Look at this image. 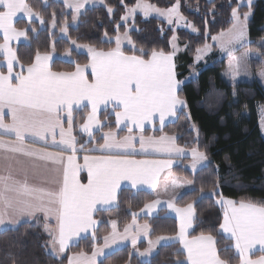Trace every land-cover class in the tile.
Instances as JSON below:
<instances>
[{"label": "snow or ice", "instance_id": "1", "mask_svg": "<svg viewBox=\"0 0 264 264\" xmlns=\"http://www.w3.org/2000/svg\"><path fill=\"white\" fill-rule=\"evenodd\" d=\"M100 2L103 3V0ZM86 3L89 0H64L65 6L75 13L73 20L77 19ZM244 4L245 0H240V4L232 9L233 24L228 30L230 39L227 44L220 45L231 57L229 68L233 79L239 74L240 60L233 54L235 49L228 45L244 46L242 42L246 36L250 15V12H245L241 16L239 9ZM246 5L250 9L252 0H246ZM125 7L126 15L122 17L125 21L129 17L134 18L137 11L142 12L145 17L155 12L164 16L169 24L175 22L179 25L185 21L179 10V0L166 11L145 3L144 0H138L134 7ZM108 12L112 13L111 7ZM20 13L29 22L36 17L41 24L44 23L39 13L34 12L26 0H0V33H3V43H0V53L3 54V63H0V157L4 161L3 171H0V226L17 223L19 219L33 217L37 213H43L46 220L54 217L55 230H50L46 224L45 231L51 237L49 243L53 252L63 254L70 243L90 230L93 241L96 240L98 222L93 218L94 213L111 210L110 206L115 204L122 182H129L133 189H139L143 185L155 189L160 173L170 169L173 164L170 158L131 159L130 156L136 152V138L129 135L118 139L115 133L107 132L102 137L103 143L90 150L100 154H84L81 165L78 162V152H84L87 143L92 142L93 126L100 128L98 113L101 106H104L105 111L111 106L117 126L130 122L143 132L145 123L154 125L157 121L160 131H163L165 121L176 117L177 112L187 105L178 95L180 81L176 78L173 62L175 53H165L162 50H152L149 53L141 48L138 54L126 55L121 50L123 40L135 50V45L127 33L123 37L116 35V47L107 52L98 51L88 45H78L73 40L72 43L77 48H87L90 57V62L83 66L76 63L75 71L53 72L49 63L51 55L37 52L34 62L26 67L25 73V66L11 45L13 41L21 38L27 40L29 30L35 29H18L15 26L14 20ZM187 26L197 31L191 24ZM52 27H56L55 16ZM61 31L67 34V26L61 28ZM224 35L222 32L220 36H213L212 39L220 41ZM173 47L178 50L175 45ZM209 47L205 45L203 49H197V59ZM65 55L69 53L66 52ZM17 66L20 68L18 72L15 71ZM5 68L6 72L3 70ZM81 105L85 108L90 106L91 109L87 122L81 125V130L89 136V141L78 145L77 138L73 135L72 114ZM9 118L10 122H6ZM125 127H128L127 123ZM128 132H133V128L128 127ZM37 140L43 142L45 147L33 148L31 144ZM49 141L55 151L48 150ZM139 145L142 152L151 148L154 152L164 153L169 157L173 153L185 157L188 155L183 148L176 146L175 137L161 136L154 139L141 135ZM65 153L69 154L65 156ZM21 157L33 162L42 161L45 168L60 171L62 180L58 182V187L47 188L31 184L27 173L23 178L15 175V166L23 163ZM191 159V168L195 172L197 165L207 160V155L193 147ZM85 169L87 183H82L79 176ZM171 183L176 188L182 187L175 179ZM160 203L157 199L145 204L144 210L151 214ZM166 203L179 217L178 234L175 237L159 236L155 241L149 239L148 249L140 252L139 256H149L155 245L161 241L165 247L169 246V242H178L187 253L188 264H227L218 254L217 241L212 235L201 234L189 238L188 229L193 226L195 216L193 205L189 203L185 208H178L171 200ZM217 203L224 209L220 228L234 241L239 264H264V255L258 260L249 258V253L257 246L264 253V204L236 202L222 196ZM111 224L113 232L111 236L103 238V247H96L90 256L81 252L70 257L68 264H97L96 257L105 255L104 249H111L112 244L131 239L135 248L141 235L147 237L150 234L148 224L136 225L135 213L132 224L125 227L123 236L116 231V221H111ZM130 229L134 234L130 235ZM179 254L181 253L178 252L177 255ZM177 264L183 262L178 261Z\"/></svg>", "mask_w": 264, "mask_h": 264}, {"label": "trees", "instance_id": "2", "mask_svg": "<svg viewBox=\"0 0 264 264\" xmlns=\"http://www.w3.org/2000/svg\"><path fill=\"white\" fill-rule=\"evenodd\" d=\"M161 10H168L177 0H144ZM138 0H104V7L88 9L81 16L77 27H69V39H58L51 34L50 25L55 16L58 26L71 15H66L62 3L42 0H27L34 12L39 13L44 21V28L37 23L18 20V29L29 30L25 43L16 47L17 57L27 67L35 60L37 52L55 55L52 64L54 72L75 71V64L82 66L89 63V56L70 51L72 62L60 59L70 48V42L94 47L98 51H110L115 48L106 38L112 39L119 31L126 7H134ZM180 12L192 24L198 34L186 30L174 32L167 23L157 19H145L137 16L135 30L130 36L136 49H125L127 55L138 54L139 49L145 52L152 50L171 53L172 39L176 35L181 46L187 47L176 59L179 81L187 79L195 63L194 52L212 42L213 36L228 31L233 24L232 9L239 5L238 0H179ZM112 8V15L108 8ZM253 16L249 22V38L252 44L264 39V0H256L252 6ZM245 11V9H241ZM0 43L2 38L0 37ZM217 60V57H213ZM226 65L216 61L209 67L202 68L196 80L185 84L180 89V97L186 102V110L179 115L175 124L164 128L162 132L146 131V134H166L176 136L179 144L186 148L197 147L205 152L210 164L195 176V190L185 194L178 202L180 206L191 203L194 206L196 220L190 237L201 234L212 235L217 241L218 254L227 264H239V256L234 243L222 232L223 211L217 201L222 196L236 202L251 201L264 204V135L261 128V108L264 107V89L254 83H242L236 87L229 85L223 78ZM87 110L78 113V122L83 121ZM81 117V119L79 118ZM108 119L102 115V119ZM103 130L115 128L112 118ZM124 133L121 132L120 135ZM76 136L80 144H85L80 134ZM98 135L96 138H99ZM100 140V139H99ZM100 142V141H99ZM201 189L203 191H201ZM212 194H215L214 196ZM153 193L133 192L124 189L119 193L117 206L109 211L96 214V240L92 237L80 240L69 246L61 258L50 252L51 237L45 231V223L38 220L23 224L17 229L0 233V264H68L73 254L81 252L90 254L100 246L103 238L112 230L111 221H116L122 229L133 220V214L142 211L145 204L154 199ZM171 219L151 220L153 235L175 229ZM176 233L173 230L172 234ZM181 253L177 255V253ZM185 263V256L177 245L162 247L149 262H141L133 256L131 248H124L103 259L99 264H177Z\"/></svg>", "mask_w": 264, "mask_h": 264}, {"label": "crops", "instance_id": "3", "mask_svg": "<svg viewBox=\"0 0 264 264\" xmlns=\"http://www.w3.org/2000/svg\"><path fill=\"white\" fill-rule=\"evenodd\" d=\"M26 2H27V0H26ZM21 17L24 18L23 14L17 15V17L14 20L15 26H16L18 19H20ZM0 37L2 38V43H3V33H0ZM25 41L26 40L24 38H21L19 41H13L11 46L16 51V47L25 43ZM182 50H181L180 54H182L186 50L185 47H183ZM171 53H173V52H171ZM2 57H3V54L0 53V63H3ZM51 57H52V59L49 63H50V67L52 70V64L56 60V56L51 55ZM177 57H178V55L176 56L174 54L173 62L175 64L176 78L179 81L177 65H176ZM89 59H90V57H89ZM89 62H90V60H89ZM3 70L6 72V68ZM15 71H17V72L20 71L19 66L16 67ZM25 73H26V67H25ZM185 84H186V79L180 81V85L178 88V95L179 96H180V94H179L180 89ZM83 110H87V112L83 116V121L78 122L79 119H78L77 114L82 112ZM90 110H91L90 106L88 108H85L84 105H81V107L79 109L74 110L73 114H72L73 135L76 136V127H77V133L80 134L84 139H86V143L89 141V136L81 130V125L87 122V116H88ZM185 110H186V108L178 111L176 117L169 118L168 120H166L165 121V127H167L171 124H175L179 119V115ZM62 115H64V114H62ZM102 115L103 116L105 115L108 119L112 118L113 123L115 125L114 129L103 130L105 125L110 124V121L108 119H105V118L102 119ZM79 118L81 119V117H79ZM98 119L101 121V125H100V128H97L95 125L93 126V128H92V131H93L92 142L87 143V148L84 150V152H78V162L81 165L83 164V155L84 154H92V155H99L100 154L99 152H90V150L93 148H96L98 144L103 143L102 137L107 132L115 133L118 139H123L124 137L129 136V135L134 136L136 138V152L134 155L130 156L131 159H136V160H166V159L170 158L173 161L172 167L170 169L163 170L160 173V175L158 176L157 186L155 189L149 188L147 185L140 186L139 189H133V188H131V185L129 182H127V181L122 182L120 189L118 190V193H117V200H116L114 205L110 206L111 210L117 206L119 193L124 189H129L133 192L153 193L155 198L148 203H152L153 201H155L157 199L161 201V203L159 205H157L156 209L151 214H147V212L144 210V208L142 209V211L140 213L136 214V225L142 226L144 224H148L150 227L149 236L145 237V236L141 235L137 240V244H136L135 248H133V246L131 244V239L120 240L117 243L112 244L111 249H104L105 255L96 257L97 264H99L106 257L114 254L115 252H117L119 250H122L124 248L129 247L132 249L133 256L137 257L141 262H143L141 260V258H143V257L139 256V253L144 252L146 249H148V247H149L148 240L149 239L155 241L156 238L159 236L175 237L178 234L179 227H180L179 217L176 215V213L174 211H172L170 208H168V205L166 202L171 200L175 204V207L185 208L186 206H180L178 204L179 200L185 194L191 193L195 190L194 181L190 179L189 175L195 176L198 172H200L201 170L208 167L210 164V160L207 157L206 161L197 165V169L194 172L191 168V164H192L191 149L192 148H186V147H183L182 145H180L178 138L176 136H171V135H166V134L155 135L153 133L146 134V131L162 132V131H160V125H159L158 121L154 125L151 123H145L143 132H141L138 128H136L130 122H124V123L120 124L119 126H117L116 120H115V115L112 114L110 105H109L107 111L104 110L103 105L101 106V110L98 113ZM6 122H10V118H9V121H6ZM125 123H127L128 127L133 128V132H131V133L128 132V127H125ZM64 126H65V128H67L66 123ZM164 128H163V130H164ZM121 132H123L124 134L120 135ZM98 135L100 137L96 138ZM141 135H143L145 138L152 137L154 139H159L161 136L175 137L176 146L183 148L185 150V152L188 153V155L185 157V156H178L175 153H173L171 155V157H169L167 154H164V153H156L151 148H149L147 152H142L140 150V145H139V139H140ZM4 138L8 139V137H6V136ZM58 138L59 137L57 136V139ZM76 138H77V136H76ZM77 141H78V145H79L80 143H79L78 138H77ZM31 146L33 148H36V149H41V148L45 147L43 142L38 141V140L35 141L34 143H32ZM48 150L49 151H55L56 150L55 148H53L51 146L50 141H49V145H48ZM68 154L69 153H65V156H67ZM21 160L23 161V163L15 166V168H16V171L14 172L15 175H18L20 178H23L24 174L27 173L28 181L31 184H34L37 186H43V187H47V188L58 187V182L62 180V173L60 171L55 170V168H45L44 163L42 161L33 162V161L29 160L28 158H24V157H21ZM3 164H4V161H3L2 157H0V171H3ZM79 178H80L82 183H87V170L86 169L81 171ZM173 179H175L178 183H180L182 185V187H179V188L174 187L171 183V181ZM188 181H191L192 183L189 184ZM212 195L214 196L215 194H212ZM219 206L223 211V217H224V209L221 207L220 204H219ZM193 208H194V206H193ZM194 211H195V209H194ZM97 213L98 212L94 213V216H93V218L95 220H96V214ZM158 218H161V219L167 218V219L173 220L176 223L175 229H173V230H176V233L172 234L173 230L166 229V231L162 232L161 234L154 236L153 235L154 231H153V228L151 226V220L158 219ZM38 220L43 221L45 223V225L47 224L50 230H55L56 221H55L54 217L50 218L49 220H46L43 213H37L33 217H23V218L19 219V221L17 223H14V224L6 223L4 226H0V233L7 231V230L17 229L18 227H20L23 224L33 223V222H36ZM195 220H196V213H195V216L193 218V226L188 229L189 238H192V237H190V235L193 231ZM132 221L130 223H128L126 226L131 225ZM116 225H117V227H116L117 233L120 236H123L124 229L126 226H124L122 229H120L118 227L117 223H116ZM96 229H97V227H96ZM112 232H113V229L111 230V232L108 236H111ZM222 232H223V230H222ZM131 234H134L132 229H130V235ZM223 234L228 239L232 240L228 234H226L224 232H223ZM48 235H49V233H48ZM88 237H92V231L91 230L87 234H81V238H78L76 241H73L72 243H70V246L77 244L80 240L88 238ZM233 243H234V241H233ZM103 244H104V240H103L102 244L98 247H103ZM163 245H164L163 241H161L160 244H156L155 247L152 249V252H151L152 254H150V255L155 256L158 252V249L165 247ZM173 245L178 246L179 250L185 256V263L188 264L187 253L182 249L181 245L178 242H169V246H173ZM166 247H168V246H166ZM217 252H218V249H217ZM76 255H78V254H73L70 257L76 256ZM88 255L90 256L91 253ZM262 255H264V253H261L259 250V246H257L256 248H254L249 253V258L253 259V260H258V259H260V257ZM153 256H151V257H153ZM144 262H146V261H144Z\"/></svg>", "mask_w": 264, "mask_h": 264}, {"label": "rangeland", "instance_id": "4", "mask_svg": "<svg viewBox=\"0 0 264 264\" xmlns=\"http://www.w3.org/2000/svg\"><path fill=\"white\" fill-rule=\"evenodd\" d=\"M44 3H48L49 1H54V2H58V3H62L64 6V0H42ZM212 1V0H210ZM239 4H240V0ZM256 0H252V6L255 3ZM145 2V1H144ZM147 3V2H145ZM105 3L103 0V3L100 2V0H89V3H86L84 5L83 8H81L80 10V14L77 16L76 20H73L71 18L70 21H68L67 19L60 25L58 26L57 21H59V19L57 18L56 21V27H52V23L49 27L51 34H55L57 35L58 39H64V40H68L69 39V27H77V25L80 22V18L81 16L85 13V11H87L88 9H93V8H97V7H104ZM249 9L246 5V0H245V4L244 6L240 7L239 11L241 16H243V14L245 12H250V15L248 17V21H247V26H246V36L244 41L242 42L244 46H240L238 44H232V45H228V47L235 49L234 51V55L235 57H237L240 60V71L239 74L236 76L235 79L232 78V73L231 70L229 68V64L231 61V57L227 54L226 51H223L221 49V43H225L227 44V41L230 39V34L228 33V31L224 32L225 35L223 37H221L220 41H214L212 39V42L210 44H208L209 50L203 54V56L200 59H197V50L194 52V59H195V63L193 65V67L191 68L190 71V75L187 77L186 79V84L192 82L193 80H196L199 75H200V70L202 68L205 67H209L211 65H213L214 63H216V61H224L226 68L225 71L223 73V78L224 80L231 86L236 87L242 83H258L260 84L263 89H264V75H261L262 73H264V39L257 42L256 44H252V42L250 41L249 38V22L252 19L253 16V10L252 7ZM66 7V6H65ZM241 9H245V11H241ZM180 10V9H179ZM162 11H166V10H162ZM66 15H71V17L75 14L73 12L72 9L66 7ZM113 13V12H112ZM112 13L110 15H112ZM181 13V12H180ZM23 14V13H20ZM24 18H20L18 20L24 19L26 21H28V18L23 14ZM137 16H142L145 19H157V20H161L167 23L168 27L171 28L174 32H177L179 30H186L189 31L192 34L197 35L198 31H193L192 27H188L187 24H190L186 19L184 22H181L179 25L175 24V22L173 24H169L167 22V19L164 16H160L157 13L153 12L151 13L148 17H145L143 15L142 12L137 11V13L135 14L134 18L133 17H129L127 21L123 20L121 23V26L126 27L125 31H118V34L121 35V37H123L124 33H127L128 36L131 38L130 36V32L132 30H135L134 27V21L136 19ZM29 22V21H28ZM32 22L37 23L40 28H44V24L40 23V20L36 19V17L32 18ZM192 25V24H191ZM67 26V34H65L64 32L61 31V28ZM220 36V35H218ZM175 39H172V51L174 52L175 55H179L183 46H181L178 37L175 35L174 36ZM106 40L109 43H114L115 44V38L112 39H108L106 38ZM132 40V38H131ZM26 42V41H25ZM133 42V40H132ZM134 44V42H133ZM80 45V44H78ZM135 45V44H134ZM176 46V48L178 50H175L173 46ZM116 47V44H115ZM70 50L67 52L69 53V55H63L60 57L61 60L66 61V62H72L71 60V56H70V51H76L77 53L80 54H85L88 55L87 52V48H77L76 45H74L72 43V41L70 42ZM125 49H132V45H129L127 43L126 40H123L122 44H121V50L124 51ZM135 49H136V45H135ZM185 49L187 50V47H185ZM203 49V48H202ZM183 51V50H182ZM248 54L247 56L245 54ZM216 56L217 60H214L213 57ZM261 128H262V132L264 135V107L261 108ZM50 252L57 258H61L63 256V254H57L55 252H53L52 247L50 245ZM152 254V253H150ZM151 256L153 255H149L147 257H143L141 258V260L144 262H149V260L152 258Z\"/></svg>", "mask_w": 264, "mask_h": 264}]
</instances>
